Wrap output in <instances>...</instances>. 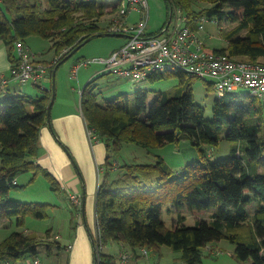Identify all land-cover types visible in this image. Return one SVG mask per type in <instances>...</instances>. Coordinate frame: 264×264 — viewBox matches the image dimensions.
I'll return each mask as SVG.
<instances>
[{"label": "trees", "instance_id": "trees-1", "mask_svg": "<svg viewBox=\"0 0 264 264\" xmlns=\"http://www.w3.org/2000/svg\"><path fill=\"white\" fill-rule=\"evenodd\" d=\"M166 2L169 19L171 8L178 7L191 22L205 16L236 23L231 29L221 28L228 46L210 49L264 63V0ZM109 5L114 11L118 7L117 2L105 0H0V38L8 44L13 62L17 60L18 40L25 42L32 35L49 39L55 58L47 64L53 75L86 40L113 34L101 25ZM162 28L153 34L158 35ZM177 70L148 78L152 84L169 78L177 81L151 101L149 90L140 89L100 103L93 83L108 72L90 80L82 91L88 128L109 151L96 196V229L88 227L95 264H123L120 254L105 250L109 244L120 245L123 252H132L133 258L142 256L141 248L157 251L167 245L180 252L184 264H203L204 249L224 239L236 245L235 256L242 264L250 260L264 264V96L252 92L219 95L213 104V117L208 118L206 108L195 99L197 77ZM209 85L211 88L213 82ZM37 86L42 91L37 97L9 90L0 95V219L17 217L19 226L25 225L27 216L49 217L51 206L10 199L11 190L21 187L16 183L20 174L34 172V179L43 173L52 190L61 189L52 173L37 163L40 131L51 125L49 104L53 96L56 98L53 87ZM184 138L199 149V155L180 171L158 156L151 163H120L113 172L114 159L125 144L152 149ZM222 139L234 142L231 153L213 159L209 149ZM166 206L178 215L173 227L163 218ZM211 209L208 219L185 223L186 211ZM51 231L43 236L11 232L0 240V261L18 264L29 256L37 258L43 242L48 256L59 254L62 245L52 239Z\"/></svg>", "mask_w": 264, "mask_h": 264}, {"label": "rangeland", "instance_id": "rangeland-1", "mask_svg": "<svg viewBox=\"0 0 264 264\" xmlns=\"http://www.w3.org/2000/svg\"><path fill=\"white\" fill-rule=\"evenodd\" d=\"M149 1V24L148 30L150 32H158L165 24H167L168 18V5L166 0H148ZM46 3L44 2V6ZM206 5V4H202ZM199 7V6H198ZM139 18L138 12H133L129 15L128 21L134 22ZM207 18V17H206ZM110 19L109 13L102 18L101 25L106 26ZM236 25L233 22H218L216 19H208L205 21V29L201 32L205 44L209 48H224L228 46V40L225 37L224 29H231ZM224 28V29H221ZM245 34V31L242 32ZM127 41L126 36H120L117 34H103L102 36L93 37L82 45L72 56L66 59L59 65L55 75V86H56V98L60 99L65 95L63 85H65L66 92L74 85L76 90L74 96L78 105H80L81 92L78 86V79L72 76L73 66L80 62L91 60L95 57H107L105 55L114 48L123 45ZM28 43L32 46L31 50L34 52L39 59L45 64L52 61L55 56V51L52 49V42L49 39L41 37L39 35H32L28 39ZM29 44H27L29 46ZM107 51V52H106ZM106 52V53H104ZM245 59V58H240ZM247 60V59H246ZM48 65V64H47ZM104 68L101 63L90 62L86 66H82L79 72V77L86 71H92V69ZM92 78V77H91ZM86 79L82 88L91 80ZM211 79L196 78L193 84V91L196 102L203 105L206 108V117H213V104L215 99L219 96L218 91L212 86L209 88ZM177 84L175 79H166L158 81L154 84L147 80H133L128 78H120L115 74H106L98 77L93 85L96 87V92H99L98 101L105 103L106 99L118 95L120 93H135L140 89L149 90L150 101L156 96L159 91L167 90ZM51 79L43 81V86H50ZM59 85V86H58ZM16 86L18 92H23L31 96L41 95L42 91L40 88L32 82L17 83ZM250 92L249 87L239 88V94H246ZM234 142L226 139H222L217 146L209 149V154L213 159H219L227 157L231 153V147ZM199 155V149L194 146L191 141L187 138L182 139L178 143H167L162 146H157L152 149L144 148L135 143L125 144L121 152L117 155V160L120 163L125 162H137V163H151L155 162L158 156H161L165 161L175 170H182L187 163L195 160ZM24 174V173H22ZM26 174V173H25ZM34 176V172H28ZM23 181V180H22ZM25 183V182H24ZM23 182H19V188H13L10 193V199H19L20 201H38L43 203H49L50 197V183L47 177L43 173H38L32 184L28 185ZM24 184V185H23ZM51 188V187H50ZM213 209L203 211L199 213H192L190 211L185 212V223L193 225L200 218L208 219ZM50 214L45 219H39L34 216H27L25 219V225L19 226L17 224V217L0 219V240L4 239L13 231H25L38 236H43L47 230L54 227L55 230L60 231L62 238L59 242L65 246L68 244L67 233L71 232V227L68 226V215L64 212L54 215L52 208H48ZM70 212V210H69ZM69 217L71 213H69ZM163 218L167 222L168 226L173 227L178 221V215L169 211L168 206L164 207ZM118 245V244H117ZM116 244H109L105 250L111 253H117L118 247ZM211 247L204 249L203 264H242L238 261L235 256L236 245L226 239L214 242ZM39 264H67L69 252L65 249L59 254L48 256L46 253V243L43 242L40 247ZM56 251V247L54 249ZM118 254V253H117ZM142 255V254H141ZM180 252L175 251L170 246L164 245L157 251L150 250L148 256L142 255L138 258H132L131 264H182ZM36 257H27L26 263L34 264ZM24 262V263H25ZM0 264H5V261H0ZM252 264V260L243 263Z\"/></svg>", "mask_w": 264, "mask_h": 264}, {"label": "built area", "instance_id": "built-area-1", "mask_svg": "<svg viewBox=\"0 0 264 264\" xmlns=\"http://www.w3.org/2000/svg\"><path fill=\"white\" fill-rule=\"evenodd\" d=\"M118 3L117 9L109 5L110 19L105 29L109 33L127 37V41L112 51L107 57H95L73 66L72 76L90 62L104 65L103 71L120 78L147 80L157 72H171L181 69L194 76L211 79L220 96L227 92H238L241 87H249L253 94L264 96V63L252 62L231 56L228 52H214L204 42L201 32L205 29V16L192 22L178 7L171 8L170 19L158 35L148 30V0H105ZM138 12L139 18L129 22L131 13ZM17 60L9 74L0 73V94L8 90L12 81L32 82L43 87V81L50 77L47 64L41 61L22 40L16 42ZM45 88V87H43ZM96 138L93 130L89 129ZM70 199L81 206L82 197L77 192L70 193ZM139 254L148 256L150 250L141 248ZM132 252H121L120 262L129 264ZM36 258L34 264H39Z\"/></svg>", "mask_w": 264, "mask_h": 264}, {"label": "crops", "instance_id": "crops-1", "mask_svg": "<svg viewBox=\"0 0 264 264\" xmlns=\"http://www.w3.org/2000/svg\"><path fill=\"white\" fill-rule=\"evenodd\" d=\"M28 39L29 37L25 41L26 44H29ZM29 47L32 48L30 44ZM118 47L108 53H106L107 51L104 52L105 55H109ZM13 63L8 44L0 38V73L9 74ZM103 72V68H98L86 71L81 77L78 73L76 78L78 79L81 96L84 89L82 88L83 82L91 77L92 80ZM49 79H51V85L43 87L47 89L54 88L53 75L50 74ZM17 83L12 81L8 86V90L18 92ZM62 87L65 95L60 99H54L50 116L51 125L43 126L40 131V154L37 163L52 173L61 187L59 191H54L49 187L51 197L49 204H51L50 208H52L53 214L58 215L62 212H68L66 218H68V226L71 227L72 231L67 233L68 244L65 246L61 244L62 249L60 252L64 249L69 252L67 264H95L94 247L88 227L93 231L96 229V196L99 185L106 173L105 164L109 151L104 141L90 135L82 111L81 99L80 105H78L74 96L77 87L71 85L67 92L65 90L66 86L63 85ZM114 164L113 172L120 161L114 159ZM27 173L20 174L16 179V183L19 184L21 181L25 182L24 184H27V186L32 184L35 178L33 179L34 176ZM72 192L81 195V206H76L71 201L69 195ZM69 213H71L70 217ZM3 221L6 220L3 219ZM50 229L52 230V239L55 238L59 242L62 238L60 231L55 230L54 227ZM117 247L119 249L118 254L123 252L120 245H117ZM178 258L181 259V256ZM25 261L22 260L18 264H32ZM5 264H10V262L5 261ZM182 264H184L183 261Z\"/></svg>", "mask_w": 264, "mask_h": 264}, {"label": "water", "instance_id": "water-1", "mask_svg": "<svg viewBox=\"0 0 264 264\" xmlns=\"http://www.w3.org/2000/svg\"><path fill=\"white\" fill-rule=\"evenodd\" d=\"M103 34H98V36H102ZM87 41H89V40H86L84 43H83V45L87 42ZM81 47V46H80ZM79 47V48H80ZM70 56H72V55H69L66 59H68ZM65 59V60H66ZM55 75H56V70L54 71V73H53V77H54V89H55ZM53 103H54V96H53V98H52V100L50 101V104H49V110H48V115H49V117L51 116V111H52V106H53Z\"/></svg>", "mask_w": 264, "mask_h": 264}, {"label": "bare ground", "instance_id": "bare-ground-1", "mask_svg": "<svg viewBox=\"0 0 264 264\" xmlns=\"http://www.w3.org/2000/svg\"><path fill=\"white\" fill-rule=\"evenodd\" d=\"M178 70H179V69H178ZM178 70H177V71H178ZM159 73H160V72H159ZM163 73H164V72H163ZM172 73H173V72H172ZM164 74H165V73H164Z\"/></svg>", "mask_w": 264, "mask_h": 264}]
</instances>
